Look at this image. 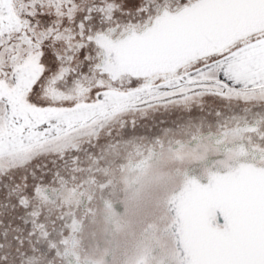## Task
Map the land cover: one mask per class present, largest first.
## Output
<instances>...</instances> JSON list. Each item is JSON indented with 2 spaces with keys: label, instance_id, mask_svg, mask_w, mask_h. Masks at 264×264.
Here are the masks:
<instances>
[{
  "label": "snow or ice",
  "instance_id": "snow-or-ice-1",
  "mask_svg": "<svg viewBox=\"0 0 264 264\" xmlns=\"http://www.w3.org/2000/svg\"><path fill=\"white\" fill-rule=\"evenodd\" d=\"M164 146L171 264H264V0H0V264H77L110 169Z\"/></svg>",
  "mask_w": 264,
  "mask_h": 264
},
{
  "label": "flooded vegetation",
  "instance_id": "flooded-vegetation-1",
  "mask_svg": "<svg viewBox=\"0 0 264 264\" xmlns=\"http://www.w3.org/2000/svg\"><path fill=\"white\" fill-rule=\"evenodd\" d=\"M175 118L170 117L169 124ZM190 162L187 151L177 153L167 146L121 157L110 169L103 193L95 190L92 211L84 219L83 243L70 245L77 264H171L175 242L159 190L161 194L164 188L176 187ZM128 197L137 203L129 205ZM145 201L152 207L150 218L138 210Z\"/></svg>",
  "mask_w": 264,
  "mask_h": 264
},
{
  "label": "water",
  "instance_id": "water-1",
  "mask_svg": "<svg viewBox=\"0 0 264 264\" xmlns=\"http://www.w3.org/2000/svg\"><path fill=\"white\" fill-rule=\"evenodd\" d=\"M184 172V171H183ZM183 172H182V174H183ZM182 174H180V176H179V178H177V179H180L179 180V183H180V181H181V178H182ZM173 187H175V186H172V187H170V188H164V190H163V192L160 194V190H159V204H161L162 203V205L164 206V207H166V209H167V205H168V200H169V198H170V195H171V193H172V191L173 190H171ZM133 194V193H132ZM131 194V195H132ZM128 203H129V205L131 204V203H137V201H132L131 200V198L130 197H128ZM145 202H147V204H145ZM144 202V205L142 206V207H140V208H138V210H139V213L140 212H143V213H140L141 215H143L144 216V218H150L152 215L150 214V212H152V207L151 206H149L148 205V203H150L149 201H145ZM136 205V204H135ZM134 206V205H133ZM139 213H136V214H139Z\"/></svg>",
  "mask_w": 264,
  "mask_h": 264
},
{
  "label": "rangeland",
  "instance_id": "rangeland-1",
  "mask_svg": "<svg viewBox=\"0 0 264 264\" xmlns=\"http://www.w3.org/2000/svg\"><path fill=\"white\" fill-rule=\"evenodd\" d=\"M170 174L169 175H173V174H171V172H169Z\"/></svg>",
  "mask_w": 264,
  "mask_h": 264
}]
</instances>
